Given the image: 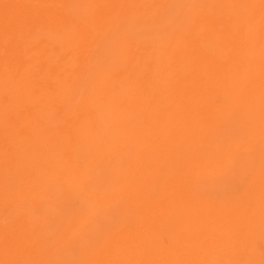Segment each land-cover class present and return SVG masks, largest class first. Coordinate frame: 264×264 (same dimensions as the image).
<instances>
[{
    "label": "bare ground",
    "instance_id": "6f19581e",
    "mask_svg": "<svg viewBox=\"0 0 264 264\" xmlns=\"http://www.w3.org/2000/svg\"><path fill=\"white\" fill-rule=\"evenodd\" d=\"M2 1L6 2V0H0V2H2ZM7 1H10V2H8V6L12 7V9H11L12 11H15V9H19L24 14H26L27 11L28 12L31 11V13L36 12L31 7H32V5L36 6L37 2H39V0H37L35 3L34 2L32 3L29 0H7ZM42 1H47V0H42ZM179 1H177L176 4H178ZM50 2H51L52 8L55 6H57V7L60 6V8H63L66 10V12H64L63 10H59V11L55 10L58 12V13L54 14L55 22H58V23L68 22L69 23L70 21H73L72 18H75L76 20H79L83 26L84 25H86V27L88 26L90 31L91 32L93 31L94 34H95L96 30L94 29V27H92L90 22L92 21L93 15L96 13L101 14L104 11L105 12L111 11V10H115V9H120L123 6L129 7V6H133V5H149V6L155 5V7H157L159 9L158 11H159V17H160V22H161L160 27H159L160 36L158 39L154 38V39L159 40V45L157 46V49L159 48L158 55H159V53H161L160 56L157 57L158 61H156V62L154 61L155 64L158 63V65H157L158 68H155V69L159 70V72L156 73L157 76L154 79V81L156 82V86H157V89H155V94L158 97L159 106H157V110L155 109L154 112H152V113L148 112L147 114L145 113V115H147L145 120L149 121L151 129L154 130V133H155V137L153 138V140H157V143L155 144V146L153 148V152L150 151L151 149L148 150L149 143H147V141H144L145 143H142V141H141L139 143L140 147H141V143H142L143 147L147 150V154H145V155H149V156H144V155L141 156L140 154H139L140 156L137 155L138 157L137 156L136 157L139 160L140 164L134 165L135 164L134 162L130 164V165L133 164V166H135L134 169L136 171H133V172L129 171V167H128L129 163L125 162V160H123V158H121V160H117L119 158V157H117V155L120 156L119 150H118L119 154L117 152V155H115L116 159L114 157L115 160L113 159V161L111 160V162H109L110 160L108 161V163H107L108 167L104 170V173H103L105 176L104 175L102 176L103 178L105 177L109 181V182H107L108 185L105 182L107 185L106 188H108V186L115 185V187H117V186L120 188L122 187L124 190L121 188V191L120 190L118 191L115 187H113V188L110 187L112 189V190L110 189L111 190V194H110L111 197L108 195V193L104 192L105 188L103 191L101 190L102 187H101V189L100 188L99 189L93 188L90 191L88 190L89 189L88 188L87 190L89 192H87V191L86 192H87L89 197H86V198L84 196L83 191L76 193V195H75L80 200V202H81L80 204L89 213V214H87V212L85 211L86 214L90 215V217H93V220H94L92 222L91 227L88 228V230L89 231L91 230V232L94 234V235H92L93 237L91 235H90L91 237L88 236V233L87 234L84 233L81 236L82 240L84 241V242H82V241L81 242L85 244L84 246L81 245V246H83L81 248H83L85 251L88 250L87 248L91 247V246H89V243H88V245L86 244L87 241H89V240L92 241L91 239H93L92 246L97 245L96 249H95L96 253L94 252L93 253L94 256L92 255L93 259H94L93 263L96 262L98 264H134V263L138 262L137 264H153L152 259H154V257H156V255L158 253H162V249H165L167 247H171V248L172 247L173 248L178 247L181 244L183 246V243L185 245L187 243L188 244L189 243H195L198 246V248H201L200 254H202L200 257H198V260H197L198 263H200V264H218L214 258V254L211 253V251L208 252L207 250L214 248V247H220V248L228 247L231 250V252H233L239 243L246 242V240H244V239H246L250 236L254 242L259 243L261 241H264V0H198L196 3H193L192 0H182L181 5L183 7V10L181 11V13L176 15V17H172L173 11L171 12V10L168 11V9H167L166 4L169 3L168 0H50ZM173 4H175V3H173ZM175 7H172V8L175 9ZM1 8H3V7L0 4V31L2 28L1 25L3 24V22L7 23L10 20V19H7V21L5 19L3 20V17H2L3 13L2 12H4L5 9L2 11ZM96 8L98 10L94 11ZM142 11H143V8H142ZM169 13H171L172 15ZM73 15H74V17L71 18V16H73ZM152 15H153V13L151 14V16ZM4 17H5V15H4ZM9 17H12V15H9ZM32 19H33V17H32ZM75 19H74V21H75ZM100 19L102 20L103 17H100ZM151 19H153V17ZM47 21H49V20L47 19ZM150 21L152 23V20H150ZM154 22L155 21H153V23ZM158 22L159 21H157L155 23L158 24ZM76 23H77V21H76ZM76 23H74V24H76ZM136 23H138V22H136ZM98 24H100V23H98ZM17 25H18V23H17ZM137 26H138L137 29L139 30V25H137ZM137 26L133 27V29H135ZM99 27H100V25H99ZM130 27H131V25H130ZM140 27H141V25H140ZM155 27H157V26H155ZM155 27H152V28L155 29ZM108 28H110V27H108ZM128 28L129 27H127L126 29L128 31H130ZM117 29H118V27H117ZM122 29H124V28H122ZM122 29H121V31L125 32V29L124 30H122ZM137 29L135 31H137ZM85 30H87V29H85ZM114 30L115 29L113 28V31ZM6 31H8V30H6ZM148 31H150V30H148ZM39 32H41V31H39ZM39 32H37V33H39ZM81 32H83V31H81ZM138 32L141 33L143 31L139 30ZM13 33H14V31H13ZM35 35L36 34H34V36ZM87 35H89V34H87ZM102 35H101V37H102ZM125 35H124V37H126ZM16 36H18V35H16ZM40 36H38V37H40ZM121 36L122 35H120L119 37H121ZM107 37L109 39V35ZM129 37L132 38L131 36H129ZM135 37H137V36H135ZM121 38L115 39V40L121 41L124 39L123 37H121ZM14 40H12V42H14ZM24 40H26V38ZM47 40H48L49 46L46 49L47 53L44 54V59L46 60V61L45 60L44 61L48 64V66L50 64H52V66L55 65V66L61 68V66L63 67V65L70 63V61H72V57L70 55L67 57L63 56L64 52L63 53H61V52L55 53V51H57V50L58 51L62 50L61 48H63L64 42L66 40H67V43H69V42L71 43L73 41L72 32L71 33L66 32V34L63 33L60 35L55 33L52 35V38L47 39ZM130 41H131V43H134L133 40H130ZM30 42L31 43H29V44L35 43L33 40H30ZM2 43H4V42L2 41ZM108 43H109V41H108ZM151 43H153V42H151ZM155 43H157V41H155ZM111 46L112 45H110V47ZM147 46H148V44H147ZM113 47L114 46H112L111 48L113 49ZM126 47H129V46H126ZM116 48L117 47H115V51L117 50ZM21 49L23 50V45L21 46ZM68 49H69V47H68ZM107 49L111 50L109 48H107ZM122 49H119V51L121 52ZM0 50H1V47H0ZM33 52L31 53V51H30L31 58H33V56H32V54H34ZM94 52H95V50H94ZM38 53H40V52H38ZM100 53H101V51H100ZM123 53H125V52H123ZM151 53H153V52H151ZM4 54L9 56L10 53H1V51H0V144H1V140H2L1 137H3V132H4L3 130L5 129V128H3L2 124L5 123L6 119L11 120L13 117L14 118L13 120H15V118H16V116L14 117L13 114H12L13 116L11 115L12 117H10L8 115L11 119L7 118L8 116H6L5 119H4V117L2 118V116H5L4 115L5 109H7L6 107L9 105L10 101H15V99L18 96H21V95H18L16 98L14 97V95L20 94L17 91L16 94L14 93L13 96H10L11 98H14L13 100H11V98L8 97V95H10V93H8L9 84H12V83L5 85L6 83L4 80L6 79L8 81L10 78H12V76L10 75L11 77L8 78L9 75L6 74L7 69L5 70L6 71L5 74L7 76L2 75V73H3L2 70L4 69L5 66L3 68L1 67L2 66L1 65V59H2V56ZM22 54H24V53H22ZM149 54L150 53H148V55ZM26 55H28V53ZM83 55L84 54H82V56ZM112 55H114V54H112ZM123 55L120 53L119 56L122 58ZM36 56H38V54ZM98 56H100V55L98 54ZM126 57H128V56H126ZM19 59L21 60V58H19ZM103 59L106 61V58L103 57ZM153 59H155V58L153 57ZM112 60H114V59H112ZM42 61H43V59H42ZM98 62L100 64V60H98ZM140 62H141V60H140ZM111 63L110 64L113 65V61ZM122 63H123V61H122ZM34 64H36V63H34ZM106 64H108V62ZM115 64H117V63H114V67H115ZM8 65H10V64H8ZM107 66L109 67V65H107ZM26 67H28V65H26ZM26 67L23 69H27ZM29 67H28V71L30 69H32V68L29 69ZM16 68L17 67L15 65L14 71ZM69 68H71V63L68 66V69ZM47 69H48V67H47ZM102 69L103 68L100 69L101 72H102ZM112 69H113L112 74H114V71H116V69H114V68H112ZM117 69H118V67H117ZM97 70L98 69H96V70L93 69V71L96 72L94 74H96L95 76H97L96 77L97 79L102 80V78L100 79V77L98 76L99 74L97 75V72H98ZM138 70H140V69H138ZM21 71H22V69H20V72ZM37 71H41V73H43L44 70L41 69V70H37ZM58 71H60V70H58ZM71 71H72V68H71ZM143 71H144V69H143ZM153 71H155V70H153ZM109 72H110V70H109ZM109 72H108V74H109ZM127 72L129 73V71H127ZM127 72L125 74H127ZM24 73H26V72H24ZM33 73H34V71H33ZM33 73L31 72V75ZM137 73H138V71H137ZM12 74H14V72ZM19 74L21 75V73H19ZM38 74H39V72H38ZM82 74H84V72H82ZM101 74L103 75L104 78H105V76L109 77V75L107 73L105 75L104 71ZM138 74L141 75L140 72ZM156 74H153V75H156ZM46 75H48V73H46ZM46 75H44V76H46ZM23 76H26V75L22 74L21 77H23ZM27 76H28V72H27ZM55 76H57V75H55ZM62 77H63V75L61 76V78ZM65 77H67V76L65 75ZM33 78L34 77H32V79ZM53 78H54V76H53ZM104 78H103L102 82L101 81L99 82V84L103 83L102 86L98 85L97 86L98 88L97 89L95 88V90L98 92L93 90L94 92L98 93L99 96L101 95L99 93V90H100L99 86H101V88L103 86H106L109 88L111 85L113 86V84H110V86H109L108 85L109 82H106L107 84L105 83L106 85H104ZM23 79H26V78H23ZM23 79H21V81ZM29 79H31V77H29ZM36 79H37V77H36ZM38 79H41V77H38ZM57 79L59 80V78H57ZM121 79H118V81H117L120 84H118L116 82L117 85H119V89H120V85H121V82L119 80H121ZM48 80H50V79H48ZM51 80H50V82H52ZM91 80H92V77H91ZM107 80H105V81H107ZM125 80H126V83H128L126 78L123 79V81H125ZM17 81H18V78H17ZM19 81H20V78H19ZM62 81H63V79H62ZM112 81H113V79H112ZM10 82H12V79ZM91 82H93V81H91ZM113 82L115 83V81H113ZM3 83H5L4 84L5 86H7L6 87V89H7L6 94L8 93L7 95H5V92L3 91L4 90V87L2 86ZM26 83H28V81H26ZM32 83L34 84V81H32ZM54 83L60 84L59 81L54 82ZM69 83H72V81ZM110 83H112V82H110ZM123 83H125V82H123ZM130 83L134 84V82H132V81L129 82L128 84H130ZM13 84H16V82H13ZM22 84H23L22 87L24 89L25 83H22ZM63 84H65V83H63ZM93 84L95 86V84L97 85L98 83H93ZM19 85L17 84L18 88H19ZM29 85L30 84H28V89L30 88ZM36 85H38V84H36ZM42 85H44V84H42ZM60 85L62 86V84H60ZM60 85H58V86H60ZM69 85L71 86V84H69ZM69 85H66V86L70 88ZM117 85H115V86L117 87ZM127 85H125V86H127ZM1 86L3 89L1 88ZM51 86H53V82L51 83ZM94 86H92V87L94 88ZM131 86L129 87V90H130ZM133 86L137 87V85L136 86L133 85ZM153 86H154V84H153ZM11 87H13V89H11V91L13 93V90H15V89H14V86H11ZM38 87H35V88L38 90ZM40 87H41V85H40ZM60 87L58 89H55V92L53 91L54 94L55 93L57 94V96L60 93V90L63 91V89H64L63 86H62L63 89H61ZM32 88L33 87H31V89ZM54 88L55 87L53 86L52 89H54ZM126 88H128V87H126ZM34 90L35 89L30 90V91L33 92ZM65 90H67L66 87H65L64 91ZM42 91L43 90H41V92ZM48 91H50L49 93H51V94L53 93V92H51V90L46 89L47 95H48ZM115 91L116 92H114V91L113 92L117 93V94L119 93V92H117L118 90H115ZM121 91H122V89H121ZM63 92L60 93V97H62V98H63V96L65 97V95H66V94L63 95ZM65 93L71 94L68 91H66ZM112 93H110V95ZM56 94H55V96H56ZM117 94H115V95H117ZM123 94H124V91H123ZM155 94H154V96H155ZM38 95L40 96V95H42V93L38 94ZM94 95H95V93H94ZM104 95L105 94L102 95L103 96L102 98H104ZM124 95H123V97H124ZM136 95H137V93H136ZM24 96H22V97H24ZM33 96H35V98H37L36 95H33ZM119 96L122 97V93L119 94ZM58 97H55V99L57 101L60 100V98L57 99ZM69 97H71V96L69 95ZM96 97H97L96 99H98V95ZM108 97H110V96L108 95ZM120 97L118 99H120ZM27 98H28V96H27ZM62 98H61L60 102L64 99V98L63 99ZM100 98H101V96H100ZM107 98H105V100H107ZM17 99H20V98H17ZM21 99L16 100V101L17 102L21 101ZM28 99H30V98H28ZM32 100H33V98H32ZM43 100H44V98H43ZM52 100H54V99H52V97H51V101ZM26 101H28V100H26ZM26 101H24V102L26 103ZM51 101H48V102H51ZM110 101L111 100H109V102ZM128 101H129V99H128ZM138 101H139V98H138ZM29 102L31 103V99L29 100ZM29 102H27V105L26 104L25 105L29 106L30 105ZM63 102H64V105L67 103V102L65 103V101H63ZM28 103H29V105H28ZM56 103H58V102H55V104ZM22 104H23V101H22ZM37 104L39 105L40 103H38V101H37ZM51 104H53V103H51ZM60 104H62V103H60ZM17 105L18 104H16V106ZM43 105L44 106L47 105L46 106L47 108L45 107V108H39V109L47 110L51 106L49 103H47L46 105L44 103ZM22 106H24V104ZM22 106H21V108H22ZM33 106H35V105H33ZM44 106H42V107H44ZM59 106L62 107V110H63L64 106H61V105H59ZM10 107H12V106L10 105ZM51 108L52 107H50V109L47 110L49 113H51L50 115H53L52 114L53 111L56 114L55 110H53L54 108H52L53 111H51ZM8 109H9V107H8ZM33 109H35V107H33ZM64 109H66V108H64ZM68 109L71 110L72 108L68 107ZM121 110L123 111V109H121ZM147 110L150 111V109H147ZM14 111H12L11 113H13ZM47 111L43 112V114L44 113L46 114ZM117 111H119V109ZM143 112H145V109ZM41 113L42 112L40 110V113H38V114H40L42 116V119H44L45 115H42ZM61 113H64V112L61 111ZM6 114H8V113L6 112ZM14 114H16V113H14ZM60 115H59V118H60ZM64 115L67 116V114H65V113H64ZM121 115H122V113H121ZM121 115H119V116H121ZM136 115H137V113H136ZM29 116H34V114L31 113ZM35 116H37V115H35ZM127 116H129V115H127ZM51 117L53 118L54 116H51ZM62 118H64V117H62ZM33 119H34V117H33ZM38 119H41V118H38ZM128 119H129V117H128ZM134 119H135V117H134ZM18 120H19V118H18ZM29 120L31 121V118ZM57 120H58V118H57ZM120 120H122V119H120ZM39 121H40L39 124H41L43 122V120H39ZM78 121L80 122V120H78ZM10 122H12V121H10ZM26 122L29 123L28 121H26ZM79 122H78V124H80ZM18 123H19V121H18ZM70 123H71V121H70ZM81 123L83 124V121ZM84 123H85V121H84ZM120 123H121V125H119V124H116V125L120 126L121 129H124V128H122V122H120ZM5 124L7 125V123H5ZM86 124H88V123H86ZM124 124H125V122L123 120V125ZM134 124L135 123H133V126L136 125V124L135 125ZM10 125L13 126V124H10ZM14 125H16V124H14ZM17 125L19 126V124H17ZM28 125L25 127L29 128ZM81 125H79V126L81 127ZM129 125H130V123H129ZM34 126H35V124H34ZM133 126H131V127H133ZM19 127H22V126H19ZM82 127L84 128V125H82ZM41 128H43V127H41ZM134 128H132V129H134ZM136 128H138V127H136ZM30 129H32V128H29V130ZM54 129H56V127ZM77 129H78V127H77ZM88 129L90 131V128H88ZM135 129L133 132H135ZM5 130H7V129H5ZM16 130H17V128H16ZM38 130H40V128ZM125 130H126V128H125ZM42 131H43V129H42ZM55 131H57V130H55ZM77 131H79V129ZM91 131H90V133L92 134ZM114 131H116V130H114ZM27 132L29 133L30 131L27 130ZM83 132H86V131H83ZM121 132H122V130H121ZM121 132H118V133L116 132V134L119 135ZM146 132L147 133H144V134H148L149 131L147 130ZM7 133H9V132L7 131ZM53 133L55 135V132H53ZM53 133H51V134H53ZM16 134H17V132H16ZM22 134H24V136H25V133L22 132ZM75 134L78 135V133H75ZM114 134H112L113 137L109 138V139H111V141L114 137L117 136V135L114 136ZM122 134H120V135H122ZM139 134L142 135V133H139ZM144 134H143V136H144ZM8 135L5 136L4 138H8ZM60 135L62 136L63 134H60ZM69 135H71V134H69ZM17 136L19 137V135H17ZM44 136H45V134H44ZM81 136H82V132H81ZM87 136H86V138H88ZM125 136L127 138V135H125ZM131 136L132 135L130 134V137ZM138 136H140V135H138ZM36 137H38V135H36ZM54 137H56V136H54ZM140 137H138V138L141 139ZM14 138H16V137H14ZM61 138H63L65 141L67 140V139H65V137H60V139ZM67 138H68V136H67ZM69 138H71V137H69ZM132 138H134V137H132ZM132 138H130L129 142L132 141L131 140ZM143 138H146V136ZM9 139H10V137H9ZM24 139H25V137H24ZM109 139H108V144H109ZM15 140H18V139H15ZM43 140H44V138H43ZM52 140H54V142H55L54 138ZM103 140H106V139L104 138ZM136 140H138L137 136H136ZM4 141H6V139ZM40 141L42 144L43 143L42 140H40ZM48 141L52 142L51 144L54 143L50 139ZM48 141H45V142L47 143ZM61 141H62V139H61ZM61 141H60V143H61ZM16 142L15 143L13 142L10 144L15 145ZM31 142H32V140H31ZM57 142H59V141H57ZM68 142H70V141H68ZM117 142H119V144L121 143V141H119V140ZM134 142L136 143L137 141H134ZM134 142L132 141L133 145L135 144ZM122 143H123V141H122ZM6 144H7V142H6ZM35 144H36V142H35ZM41 144L39 145L38 148L41 147ZM102 144H104V143H102ZM110 144L115 145L116 141L114 140V142H111ZM110 144H109V146H110ZM18 145H19V143H18ZM27 145H29V143ZM49 145H46V146L49 147ZM53 145H55L54 148H56L57 151L61 150V149H58L59 146H56V145H58L57 143L53 144ZM65 145L66 144L64 143L63 148ZM94 146H96V145H93V148H94ZM100 146H102V145H100ZM104 146H106V144ZM131 146H130V149H131ZM136 146H137V144H135L134 150H136L139 147V145L137 147ZM35 148H37V147H35ZM44 148H46V147H44ZM60 148H61V146H60ZM95 148L97 149V147H95ZM95 148H94V150H95ZM103 148H105V150L107 149L106 147H103ZM108 148H112V147L110 146ZM132 148H133V146H132ZM4 149H2V146L0 145V171L3 170L4 167L5 168L8 167L6 169H9V166H10L9 162H11V160L13 162V159H14L13 158L11 160H8V155H7L8 153H6L7 151L5 152ZM40 149L42 150V148H40ZM114 149H115V147H114ZM130 149L128 148V150H130ZM9 150H10V148H9ZM49 150H50V148H49ZM111 150H109V151H111ZM138 150L139 149H137V151ZM47 151H46V153L51 152V151H48V152ZM57 151H55L53 153H56ZM63 151H61V152L59 151L60 154ZM33 152H35V151H33ZM40 152H37V153H40ZM64 152H66V151H64ZM132 152L130 153V155L132 154ZM134 152H135V154H137L136 151H134ZM108 153H106V154H108ZM114 153H116V152H114ZM122 153H124V152H122ZM35 154L36 153H34V155ZM51 154H52V152L50 153V155ZM56 154L58 155L59 153H56ZM39 155H41V154H39ZM46 155L49 156L48 154H46ZM128 155L129 154H127V156ZM25 156H26V154H25ZM29 156H31V155H28V157ZM104 156L106 158V155H104ZM34 157H37V156H34ZM34 157L31 159V160H33V162L35 160ZM60 157H62V155ZM136 157H134V158H136ZM24 158H27V156L23 157L22 159L24 160ZM30 158L28 160H30ZM38 158H40V157H38ZM105 158H103V159H105ZM128 158L130 159V157H128ZM108 159H110V158L108 157ZM28 160L26 159V161H28ZM52 160H54V158ZM55 161H57V158H56V160H54V162ZM134 161H135V159H134ZM68 162L70 163V161H68ZM35 163H36V161L34 162V164ZM52 163L48 164V162H47L46 164L51 166ZM58 163H60V161H58ZM102 163L105 164V162H103V161H102ZM109 163H111L112 165H109ZM27 164H28V162L26 163V165ZM92 165L93 164H91V167H92ZM106 165L105 166L103 165V166L106 167ZM49 166L45 165L44 167L47 168ZM54 166L55 165H53V167ZM93 166H97V165L94 164ZM28 167H30V166H28ZM59 167H60V165H59ZM137 167H138V170H137ZM32 168H29V170ZM68 168H70L69 165H68ZM73 168H75V167H73ZM77 168H78V166H77ZM55 169H56V167H55ZM38 170H39V168H38ZM4 171H5V169H4ZM43 171L45 172L46 170H43ZM51 171H50V173H51ZM62 171H65V170L62 169ZM31 172H29V173L32 174ZM57 172L60 173L59 171H57ZM72 172H74V171H71V173ZM2 173H3V175L0 172V186L3 183L2 181L5 179V176H7L5 174V172H2ZM71 173H69V174H71ZM76 173H77V171H76ZM4 174H5V176H4ZM131 175H133V178H131ZM134 175H136V176L134 177ZM9 176H11V175H8V177ZM37 176H39V175H37ZM41 176H42V174H41ZM74 176H75V174H74ZM89 176H91V175H89ZM69 177L68 178L66 177L67 179L65 178L63 180L69 181L68 180ZM75 177H77V176H75ZM75 177H74V180H75ZM91 177H89V178L93 180V178H91ZM28 178H29V176H28ZM20 179L21 178L19 176L18 181H20ZM59 179H61V178H59ZM59 179H58V181L56 180L57 184H58V182H60ZM100 179H101V177H100ZM131 179H133V180L131 181ZM77 180H78V178H77ZM101 180H99L98 182H100ZM56 181H55V183L53 182L55 185H56ZM80 181H83V180H80ZM62 182H64V181H62ZM89 182H91V184H92V181H89ZM68 183L66 182V184H68ZM103 183L100 186H104L105 184L103 185ZM48 184H50V182H48ZM63 184H65V182ZM63 184H61V185H63ZM66 184H65V186H67ZM78 184H80V183H78ZM221 184H225V185H227V184L228 185L229 184H232V185L242 184V185H244L243 193L245 191L247 196L248 195L253 196L254 200L252 202V205L254 206V210L251 211V216L247 219L248 223H250V222L253 223V225L250 229H245L244 231H239L240 228L238 227V222H236V221H238L237 218H238L239 212H236L234 209H232L229 212H224L222 209H218L217 207H215L216 206L215 204H213L214 206H210V205H207V207L205 206L204 203H208L207 200H210L215 195L218 196L220 191H219V193H217V189H218L217 186L221 185ZM35 185L36 184H34V186ZM69 185H71V184H69ZM2 186H4V185H2ZM73 186H74V188L78 187V185H76V186L73 185ZM92 186L94 187V186H96V184L92 185ZM123 186H125V188ZM6 187H8V186H6ZM48 187H50V185H48ZM25 188H27V187H25ZM45 188H46V186H45ZM82 188H81V190H84ZM90 188H92V187H90ZM114 188L116 189V191L113 190ZM29 189H30V186H29ZM35 189H37V191L40 190L39 188H36V187H35ZM51 189L53 190V188H51ZM68 189H70V187H68ZM49 190H50V188H49ZM3 191L6 193V189H3ZM46 191H48L47 188L45 189V192H43L44 195L45 194L47 195ZM123 192H125V193L127 192V195L123 194V195H125L124 199L126 201H123V206H122V204H120V205L123 207V209L126 213L128 212V215H130V214L131 215L128 216L129 217L128 223L125 220L126 225L123 224L125 227L119 228V230L113 232V234H112L113 237L111 235L112 239L110 238L111 239L110 241H108V239H107V241L110 244L109 247L110 248L114 247V250H112V252H111L110 249L108 251V249L104 246V243L102 241V239H103L102 238L103 237L102 232L108 230V229L103 230V228H105V225L106 224L108 225V223H106V221L103 219L111 216L112 218L110 217L108 219H110V220L112 219L111 221H113V219H115V216L114 215H113L114 217L112 215L109 216V213H110L109 212L107 214L108 215L107 217H104L103 219H101V218L103 217V214L106 213V208L108 207V210H109V206H112V203H109V201H114V207L116 206V204L121 203V202H118V200L116 201L118 203H116L115 200L117 199L118 196L120 197V195ZM8 193L9 192H7V194ZM19 193H17V194H19ZM32 193H33V195H32L33 198H32V196H31V198L34 199V195H36L38 192L37 193L35 192L36 194L34 192H30L29 194H32ZM50 193L51 192H48V194H50ZM70 193L72 195L73 192L71 191ZM118 193L120 195H118L115 199V195ZM12 194L13 195L11 197H13L14 194L16 195L15 192ZM26 194H28V193H26ZM87 194H86V196H87ZM220 194H219V196H220ZM52 195L53 194H51V196ZM55 195L57 196V194H55ZM55 195H53V197ZM67 195H69V194L67 193ZM71 195L69 197H71ZM16 196H17V198L19 197L18 195H16ZM36 196L38 197V194ZM51 196L47 197V198H49V201H48L49 204H53V203H50V200L52 199ZM59 197H57V198H59ZM3 198L4 197H2V191L0 190V199H3ZM72 198L76 199V197H74V196ZM43 199L45 202V198H43ZM121 199H123V198H121ZM218 199H219V197H218ZM23 200L24 199H22L21 202ZM69 200H67V201H69ZM40 201L43 202L41 199H40ZM40 201H38V202H40ZM53 201L55 202V200H53ZM14 203H17V202L15 201ZM73 203H75V202H73ZM62 205L64 206V204H62ZM68 205H70V202ZM120 205L118 204L117 207L121 208ZM2 206H0V208ZM8 206H10V205H8ZM27 207H29V206L27 205ZM31 207H32V205H31ZM31 207L26 208V209L29 210V209H31ZM45 207H47V206H45ZM55 207H56V205H55ZM55 207L53 206V208H55ZM117 207L115 209H117ZM2 208H5V207H2ZM13 208L18 209V206L13 207ZM42 208H44V206ZM47 208L50 209L49 205ZM51 208H52V206H51ZM56 208H58V207H56ZM84 208L82 210V213L84 211ZM20 209H22V208H20ZM24 209H25V207H24ZM26 209L24 210V212L27 211ZM77 209L78 208H76V210ZM111 209H112V207H111ZM113 209H112V211H113ZM44 210H45V208H44ZM22 211H23V209H22ZM67 211H69V209H67ZM109 211H111V210H109ZM9 212L12 215V213H11L12 211L9 210L7 213L8 215H9ZM78 212H80V211H78ZM30 213H31V211H30ZM57 213H59L58 210H57ZM67 213L69 214V212H67ZM75 213H76V215H79V216H80V214L82 215V213H80V214H78L77 212H75ZM32 214H34V213H32ZM86 214L83 213V215H86ZM30 215H28V216L31 217ZM36 215H34L33 217H36ZM38 215L40 216V214H38ZM38 215H37V217H39ZM60 215H62V213H60ZM58 216H59V214H58ZM69 216H70L69 220H71V218H75V219L79 218V217H75V215H73L74 217H71V214H69ZM105 216H106V214H105ZM121 216H119V217L121 218ZM41 217H43V216H41ZM125 217H127V215ZM46 218H47V215L44 217V219H46ZM52 218H53V216H52ZM54 218L52 221H54ZM120 218H119V221H120ZM30 219H29V221H30ZM66 219H67V217L65 215V220ZM89 219L91 220L92 218H89ZM216 219L218 220L217 223L215 222ZM26 220H27V218H26ZM40 220H42V219H40ZM40 220H38V221L40 222ZM77 220L78 219H76L75 222H77ZM29 221H26V222H29ZM52 221H51L52 224L50 223L51 224L50 226L55 225V223H56V221H55V223ZM59 221L57 224H61L60 226L62 227L63 224H62V222H59ZM0 222H2L4 224L2 219H0ZM42 222L44 223V220H42ZM89 222H91V221H89ZM7 223H5V224L8 226H6L5 224L2 226L0 224V264H4L6 258L9 256V254L11 255L10 246H11L12 252L17 257V260L19 259L18 256L20 254H21V256H23V253L26 254L28 252H31L35 256H37L36 254L39 251H40V254L38 253L39 255H41V253L43 254L42 250H44V251L46 250L49 254L50 253L53 254L58 249V245L55 241H54V244H49V245H46L45 247L43 246L42 249L40 248V246L37 243L31 242L33 240L36 241V238H38V237L40 239L43 238L44 241L47 242V239L44 237V235L42 238H41L42 235L41 236L37 235L39 233L42 234L43 233L42 230H38L41 232H39L37 234L35 233V235H37V236H35L33 234L34 237H36V238H34L32 236L34 239L32 238L31 241H28L27 239L24 241H21L20 237H19L20 241L17 240L16 237H18L19 235L22 236V235L28 233L27 235L29 236V232H36L37 229L33 228L34 231H28L31 227L28 229L27 227H24L23 225L18 226L17 229H13ZM68 223L69 222L67 220V224L66 223L65 224L68 225ZM77 223H79V222H77ZM54 227H51V228H53V230H56L58 228L57 226H56L57 227L56 229ZM67 227L65 226L66 229H67ZM107 228H108V226H107ZM47 229H48V226L45 229L46 231H44L45 234L50 233L49 230H47ZM85 230L87 231L86 226H85L84 232H85ZM59 231L61 232V230H59ZM54 232H57V230ZM57 233L59 235V232H57ZM50 234H52V232ZM61 234H63V232H61ZM80 234H82V233H80ZM55 235H57V234H55ZM67 235H70V234H67ZM67 235H65V236H67ZM84 237H86L87 239ZM47 238L49 241L51 240L48 237V235H47ZM55 238L53 237V240ZM62 238H63V236L61 235V239ZM79 239H81V238H79ZM53 240H51L50 243H52ZM40 241H39V243H41ZM188 244H187V246H188ZM68 245H69V243H68ZM71 246L72 245L70 244V247ZM59 247H60V245H59ZM107 247H108V245H107ZM61 248H63V247H61ZM75 248H76V246H75ZM185 249H187V248H185ZM58 250L60 251V249H58ZM77 250H79V249H77ZM203 250H206V251L204 252ZM63 251H65V250H63ZM88 251H90V250H88ZM195 251H197V250H195ZM87 252H85V253H87ZM44 253H46V252H44ZM184 253H186V250ZM187 253H190L188 251V249H187ZM83 254H84V252H83ZM73 256H71V260H73V261L75 260V262H77L76 259L78 257L74 256L76 258L75 259ZM92 256H91V258H92ZM224 256H226V254ZM230 256H233V255H230ZM52 257H53V255H52ZM64 257L66 258L67 256L65 255ZM64 257H62V259ZM25 258H27V257H25ZM45 258L47 260L46 256H45ZM195 259H197V258H195ZM31 260L34 261V258ZM31 260H29V261H31ZM36 260H38V259H36ZM42 260H44V259H42ZM67 261H69V259H66V260L64 259V262L60 261V262H62L60 264H65V263H67ZM36 262L38 263V261H36ZM91 262H92V260H91ZM155 262H154V264H155ZM31 263H32V261H31ZM34 263H32V264H34ZM41 264H43V263L41 262ZM49 264H51V262ZM87 264H88V260H87Z\"/></svg>",
    "mask_w": 264,
    "mask_h": 264
},
{
    "label": "rangeland",
    "instance_id": "374dc122",
    "mask_svg": "<svg viewBox=\"0 0 264 264\" xmlns=\"http://www.w3.org/2000/svg\"><path fill=\"white\" fill-rule=\"evenodd\" d=\"M30 2H36L37 0H29ZM169 1V3L168 4H166V6H167V9H168V11L169 10H171V12H172V14H173V16L172 17H176V15H178L179 13H181V11L183 10V7H182V0H168ZM176 1V2H175ZM177 1H179L178 2V4H176L177 3ZM198 0H192V2L193 3H196ZM8 2H10V1H7L6 0V2H4V1H2V2H0V4L2 5V7L3 8H1L2 9V11L4 10V12H2L3 14H2V17H3V20L5 19L6 21H7V19H10L7 23H4L3 22V24L1 25L2 26V28H1V31H0V47H1V53H10L9 54V56L8 55H6V54H4L3 56H2V59H1V67L3 68L4 66V69L2 70L3 71V73H2V75L4 76H7V75H9L8 76V78H10L11 76H12V78H10L8 81L5 79L4 81H5V83H3V87H4V92H5V95H7L8 93H10V95H8V97L9 98H11L10 96H13L14 95V93L16 94V92L18 91V93H20V94H17V95H14V97L16 98L18 95H21V96H18L17 98H22L21 99V101H16V100H20V99H15V101H10V103H9V105L6 107L7 109H5V116H2V118L4 117V119L6 118V116H10V117H12L13 115H14V117L16 116V118H15V120H13L14 118L12 117V119L8 116L7 118H10L11 120H9V119H6L5 120V123H7V125L5 124H2V126H3V128H5V129H7V130H3L4 132H3V137H1V146H2V149H4L5 150V152L6 153H8L7 155H8V160H11V159H13V162H12V160H11V162H9L10 163V166H9V169H6V168H8V167H4V169H5V171H4V169L3 170H1L0 172H1V174L3 175V173L2 172H5V174L7 175V176H5V174H4V176H5V179L2 181L3 183L1 184V186H0V190L2 191V197H4L3 199H0V206H2V207H5V208H0V219H2L3 220V222H4V224L5 223H7V224H9L13 229H17V227L18 226H20V225H23L24 227H27L29 230L28 231H34L33 230V228H35V229H37V231L38 230H42V234L41 233H39V232H41V231H36V232H29V236L27 235V234H24V235H19L18 237H16V239L17 240H19L20 241V238H21V241H24V240H28V241H31V239L34 237V235H35V233L37 234V233H39V234H37L38 236H41V238L43 237V235H44V237L47 239V242H45L44 241V239L42 240V239H40L39 237L38 238H36V237H34V238H36V241L35 240H33V241H31V242H35V243H37L39 246H40V248L42 249L43 248V246L45 247L46 245H49V244H54V241L57 243V245H58V249H60V251L58 250H56L53 254L52 253H48L46 250L44 251V250H42L43 251V254L41 253V255H39L40 254V251L36 254L37 256H35L33 253H31V252H28V253H26V254H24L23 253V256H21V254L18 256V260H17V257L14 255V253L12 252V250H11V246H10V252H11V255L9 254V256L6 258V260H5V263L4 264H30L31 263V261H32V263H36V264H41V262L43 263V264H49L50 262H51V264H60V263H62V262H60V261H63L64 262V259L66 260V259H69V261H67V263H65V264H87V260H88V264H98V263H96V262H94L93 263V261H94V259H93V253L95 252L96 253V251H95V249H96V246L94 245V246H92V244H93V239H91L92 241H87V245H88V243H89V246H91L90 248H87L88 250H90V251H85L83 248H81V247H83L85 244L84 243H82V242H84L83 240H82V235L84 234V233H88V236H92V235H94L92 232H91V230L89 231L88 230V228L89 227H91V225H92V222L94 221L93 220V217H90V215H87V214H89L87 211H86V209L80 204L81 202H80V200L78 199V197L77 196H75L76 195V193H79V192H84V196H85V198L86 197H89L88 196V194H87V192H89L91 189H93V188H100L101 189V187H102V191L104 190V188H105V190H104V192H106V193H108V195L110 196V194H111V188H113V187H115V185H113V186H108V188H106L107 187V185H108V183L107 182H109L105 177V179L102 177L104 174V170L108 167V161L109 162H111V160L113 161V159H114V157H115V159H116V156L115 155H117V152H118V150L120 151V156L119 155H117V157H119L117 160H121V158H123V160H125V162H127V163H129V165H128V167H129V171H131V172H133V171H136L135 169H134V167L135 166H133V164L132 165H130L131 163H135L134 165H136V164H140V162H139V160L137 159V157L138 156H149V155H145V154H147V150L143 147V145H142V143H145L144 141H147V143H149V147H148V150H150V151H152L153 152V148H154V146H155V144L157 143V140H153V138L155 137V133H154V130H152L151 129V127H150V124H149V121H147V120H145L146 119V116L147 115H145V113L147 114L148 112L149 113H152V112H154L155 111V109L157 110V106H159V104H158V97H157V95L155 94V89H157V86H156V82L154 81V79H155V77L157 76V74L156 73H158L159 72V70L158 69H155V68H158V63L157 64H155L154 63V61L156 62V61H158V59H157V57H159L160 56V54L161 53H159V55H158V51H159V48L157 49V46L159 45V40H157L158 38H159V36H160V33H159V27H160V24H161V22H160V17H159V9L157 8V7H155V5H151V6H149V5H133V6H129V7H127V6H123L122 8H120V9H115V10H111V11H104V12H102L101 14L100 13H96V14H94L93 15V18H92V21L90 22V24L92 25V27H94V29L96 30V32H95V34L93 33V31L91 32L90 31V29H89V27L87 26L86 27V25H82L81 24V22L79 21V20H76L75 18H72V17H74V15L73 16H71V18L73 19V21H70L69 23L68 22H66V23H58V22H55V20H54V14L55 13H58L57 11H55V10H63L64 12H66V10L65 9H63V8H60V6L59 7H57V6H55V7H53L52 8V6H51V2H50V0H47V1H42V0H39V2H37V5L36 6H33L32 4V9H34L36 12H34V13H31V11L30 12H28L27 11V13L26 14H24L22 11H20L19 9H15V11H12L11 9H12V7H9L8 6ZM50 3V4H49ZM173 3H175V4H173ZM180 3V4H179ZM174 5V6H173ZM177 5V6H176ZM154 6V7H153ZM176 6V7H175ZM152 7V8H151ZM172 7H175V9L174 8H172ZM142 8H143V11H142ZM154 8V9H153ZM156 8V9H155ZM173 9V10H172ZM178 9V10H177ZM181 9V10H180ZM96 10H98L97 8L94 10V11H96ZM153 10V11H152ZM39 11V12H38ZM156 13H155V12ZM177 11V12H176ZM143 12V13H142ZM10 13V14H9ZM153 13V15L151 16V14ZM23 14V15H22ZM169 14H171V13H169ZM171 14V15H172ZM4 15H5V17H4ZM9 15H12V17H9ZM150 15V16H149ZM149 18H148V17ZM32 17H33V19H32ZM53 17V18H52ZM77 17V16H76ZM100 17H103V19L101 20L100 19ZM147 17V18H146ZM153 17V19H151V18ZM52 18V19H51ZM22 19V20H21ZM47 19L49 20V21H47ZM74 19H75V21H74ZM70 20V19H69ZM150 20H152V23H151V21ZM76 21H77V23H76ZM153 21H155V22H157V21H159L158 22V24L157 23H153ZM125 22V23H124ZM127 22V23H126ZM136 22H138V23H136ZM17 23H18V25H17ZM74 23H76V24H74ZM98 23H100V24H98ZM99 25H100V27H99ZM118 27V29H117V27ZM124 25V26H123ZM130 25H131V27H130ZM137 25H139V30L140 31H143V32H141V33H139L138 31V26ZM140 25H141V27H140ZM143 25V26H142ZM70 26V27H69ZM83 26V27H82ZM114 26V27H113ZM135 26H137L135 29H133V27H135ZM155 26H157V27H155ZM103 27V28H102ZM108 27H110V28H108ZM120 27V28H119ZM127 27H129L128 29L130 30V31H128L126 28ZM152 27H155V29L154 28H152ZM113 28L115 29L114 31H113ZM122 28H124L125 29V32H123V31H121V29ZM132 28V29H131ZM85 29H87V30H85ZM109 31H108V30ZM124 29H122V30H124ZM137 29V31H135ZM6 30H8V31H6ZM38 30V31H37ZM107 30V31H106ZM134 30V31H133ZM145 30V31H144ZM148 30H150V31H148ZM13 31H14V33H13ZM39 31H41V32H39ZM81 31H83V32H81ZM86 31V32H85ZM117 33H116V32ZM128 31V32H127ZM37 32H39V33H37ZM66 32L67 33H71L72 32V35H73V41L70 43H67V40L64 42V45H63V48H61L62 50L61 51H55V53H63L64 52V55L63 56H65V57H67V56H71L72 57V61H70V63H71V68H72V71H71V68H69L68 69V66L70 65V63H67V64H65V65H63V67L61 66V68L60 67H57V66H55V65H53L52 66V64H50L49 66H48V64L45 62L46 60L44 59V54H46L47 52H46V49H47V47L49 46V43H48V40L47 39H50V38H52V35L53 34H55V33H57L58 35H60V34H63V33H65L66 34ZM116 34H115V33ZM158 32V33H157ZM44 33V34H43ZM110 33V34H109ZM120 33V34H119ZM122 33V34H121ZM126 35H125V34ZM130 33V34H129ZM34 34H36L35 36H34ZM38 34V35H37ZM41 36H40V35ZM43 34V35H42ZM87 34H89V35H87ZM103 34V35H102ZM112 34V35H111ZM119 34V35H118ZM126 36V37H124V35ZM16 35H18V36H16ZM101 35H102V37H101ZM109 35V39H108V36ZM118 35V36H117ZM120 35H122L121 37H123L124 39L123 40H115V39H119V38H121V37H119ZM137 36V37H135V36ZM144 35V36H143ZM37 36V37H36ZM38 36H40V37H38ZM67 36V35H66ZM117 36V37H116ZM128 36V37H127ZM129 36H131L132 38H130ZM13 37V38H12ZM32 37V38H31ZM153 37V38H152ZM14 40V42H12V40ZM26 38V40H24ZM31 38V39H30ZM42 40H41V39ZM99 38V39H98ZM154 38H157V39H154ZM35 39V40H34ZM108 39V40H107ZM122 39V38H121ZM141 41H140V40ZM143 39V40H142ZM30 40H33L35 43H32V44H29V43H31L30 42ZM130 40H133L134 41V43H131V41ZM2 41L4 42V43H2ZM11 41V42H10ZM23 41V42H22ZM108 41H109V43H108ZM113 41V42H112ZM132 41V42H133ZM139 41V42H138ZM155 41H157V43H155ZM82 42V43H81ZM116 42V43H115ZM151 42H153V43H151ZM14 43V44H13ZM67 43V44H66ZM98 44V45H97ZM147 44H148V46H147ZM23 45V50L21 49V46ZM110 45H112V46H114L113 47V49L110 47ZM16 46V47H15ZM32 46V47H31ZM86 46V47H85ZM126 46H129V47H126ZM29 47V48H28ZM68 47H69V49H68ZM71 47V48H70ZM96 47V48H95ZM115 47H117L116 49V51H115ZM126 49H125V48ZM137 47V48H136ZM153 47V48H152ZM17 48V49H16ZM20 48V49H19ZM74 48V49H73ZM87 50H86V49ZM99 48V49H98ZM107 48H109V49H111V50H108ZM123 48V49H122ZM119 49H122V51L120 52L119 51ZM154 49V50H153ZM5 50V51H4ZM94 50H95V52H94ZM108 50V51H107ZM114 50V51H113ZM126 50V51H125ZM153 50V51H152ZM30 51H31V53L33 52L34 54H32V56H33V58H31V54H30ZM99 51V52H98ZM100 51H101V53H100ZM111 51V52H110ZM157 51V52H156ZM38 52H40V53H38ZM73 52V53H72ZM116 52V53H115ZM123 52H127L126 54L125 53H123ZM131 52V53H130ZM151 52H153V53H151ZM22 53H24V54H22ZM28 53V55H26ZM95 53V54H94ZM109 53V54H108ZM111 53V54H110ZM120 53L123 55V57L121 58L119 55H120ZM139 53V54H138ZM148 53H150L149 55H148ZM38 54V56H36V55ZM82 54H84L83 56H82ZM98 54L100 55V56H98ZM109 56H107V55ZM112 54H114V55H112ZM157 54V55H156ZM30 55V56H29ZM103 55V56H102ZM155 55V56H154ZM23 58H22V57ZM117 56V57H116ZM125 56V57H124ZM126 56H128V57H126ZM103 57L104 58H106V61L103 59ZM109 59H108V58ZM153 57L156 59H153ZM15 58V59H14ZM19 58H21V60L19 59ZM38 58V59H37ZM49 58V57H48ZM42 59H43V61H42ZM112 59H114V60H112ZM45 60V61H44ZM98 60H100V64H99V62H98ZM102 60V61H101ZM105 62H104V61ZM123 61V63H122V61ZM126 60V61H125ZM140 60H141V62H140ZM153 60V61H152ZM19 61V62H18ZM34 61V62H33ZM38 61V62H37ZM113 61V65H111L112 62ZM118 61V62H117ZM147 61V62H146ZM18 64H17V63ZM102 62V63H101ZM108 62V64H106ZM111 64H110V63ZM27 63V64H26ZM34 63H36V64H34ZM77 65H76V64ZM98 63V64H97ZM114 63H117V64H115V67H114ZM8 64H10V65H8ZM85 64V65H84ZM15 65H16V69H15V71H14V68H15ZM26 65H28V67H29V69L30 68H32V69H30L29 71H28V67H26ZM107 65H109V67L107 66ZM14 66V67H13ZM118 67V69H117V67ZM155 66V67H154ZM11 67V68H10ZM27 68V69H23V68ZM47 67H48V69H47ZM100 67V68H99ZM1 68V69H2ZM101 68H103L102 69V72L104 71V73H105V75H106V73L108 74V72H109V70H110V72H109V79L105 76V78L103 77V75L101 74L102 72L100 71V69ZM112 68H114V69H116V71H114V74H112V72H113V69ZM7 69V70H6ZM20 69H22V71L20 72ZM41 69H43L44 71H43V73H41V71H37V70H41ZM84 69V70H83ZM93 69L94 70H96V69H98L97 71L99 72H97V75L100 77V79L102 78V80H103V78H104V85H106L107 83L106 82H109V86H110V84H113V86L111 85L110 86V88L109 87H106V86H103L102 88H101V86H102V84L100 83L99 84V82L101 81L102 82V80H99V79H97L96 77L97 76H95L96 74H94V73H96V72H94L93 71ZM138 69H140V70H138ZM143 69H144V71H143ZM7 71V73H6V71ZM11 70V71H10ZM48 70V71H47ZM58 70H60V71H58ZM69 70V71H68ZM108 70V71H107ZM124 70V71H123ZM153 70H155V71H153ZM26 72V73H24V72ZM33 73V71H34V73L31 75V72ZM106 71V72H105ZM127 71H129V73L127 72ZM137 71H138V73L140 72V74L141 75H139L138 73H137ZM143 71V72H142ZM10 72V73H9ZM14 72V74H12ZM27 72H28V76H27ZM38 72H39V74H38ZM82 72H84V74H82ZM101 72V73H100ZM116 72V73H115ZM127 72V74H125ZM7 75H6V74ZM19 73H21V75L19 74ZM45 73V74H44ZM46 73H48V75H46ZM56 73V74H55ZM111 73V74H110ZM137 73V74H136ZM22 74L23 75H26V76H23V77H21L22 76ZM36 74V75H35ZM67 76V77H65V75ZM82 74V75H81ZM101 74V75H100ZM153 74H156V75H153ZM11 75V76H10ZM39 75V76H38ZM44 75H46V76H44ZM55 75H57V76H55ZM63 75V77L61 78V76ZM92 75V76H91ZM2 76V77H3ZM20 76V77H19ZM53 76H54V78H53ZM73 76V77H72ZM75 76V77H74ZM81 76V77H80ZM92 77V80H91V77ZM102 76V77H101ZM121 76V77H120ZM29 77H31V79H29ZM32 77H34L33 79H32ZM36 77H37V79H36ZM38 77H41V79H38ZM72 77V78H71ZM95 77V78H94ZM98 77V78H99ZM126 78L127 79V82L129 83V82H134V84H132V83H130V84H128V83H126V80L125 81H123V79L124 78ZM6 78V77H5ZM17 78H18V81H17ZM19 78H20V81H19ZM23 78H26V79H23ZM57 78H59V80L57 79ZM108 80H107V79ZM122 78V79H121ZM11 79H12V82H10L11 81ZM21 79H23L22 81H21ZM48 79H52L51 81L53 82V86L55 87L54 89H52L53 88V86H51V83L52 82H50V80H48ZM62 79H63V81H62ZM75 79V80H74ZM112 79H113V81H115V83L112 81ZM118 79H121V80H119L120 82H121V85H120V89H119V85H117V83L118 84H120L119 82H117L118 81ZM55 80V81H54ZM66 80V81H65ZM72 81V83H69V82H71ZM105 80H107V81H105ZM111 80V81H110ZM131 80V81H130ZM26 81H28V83H26ZM31 81V82H30ZM32 81H34V84L32 83ZM44 81V82H43ZM57 81H59V83L60 84H62V86H63V88L65 89V87L67 88V90H65L64 91V89L62 88V86L60 85V84H56V83H54V82H57ZM62 81V82H61ZM91 81H93V82H91ZM154 83H153V82ZM13 82H16V84H13ZM30 82V83H29ZM110 82H112V83H110ZM117 82V83H116ZM123 82H125V83H123ZM152 82V83H151ZM9 83H12V84H9ZM21 83V84H20ZM22 83H25L24 84V89H23V84ZM40 83V84H39ZM63 83H65L66 85H69V84H71V86H70V88L69 87H67L65 84H63ZM69 83V84H68ZM93 83H98L97 85L95 84V86H94V84ZM106 83V84H105ZM140 83V84H139ZM8 85L9 84V91H8V93L6 94V87L7 86H5V85ZM17 84L19 85V88L17 87ZM28 84H30L29 86H30V88L28 89ZM33 84V85H32ZM36 84H38V85H36ZM42 84H44V85H42ZM93 84V85H92ZM117 85V87L115 86V85ZM128 84V85H127ZM139 84V85H138ZM153 84H154V86H153ZM40 85H41V87H40ZM58 85H60V86H58ZM98 85H101V86H99V88H100V90H99V93L101 94L100 96H101V98H100V96H99V94L98 93H96V92H98V91H96L95 90V88L97 89L98 87ZM125 85H127V86H125ZM132 85V86H131ZM133 85H137V87H134ZM2 86H1V88H2ZM11 86H14V89L15 90H13V93H12V91H11V89H13V87H11ZM39 86V87H38ZM92 86H94V88L92 87ZM122 86V87H121ZM131 86V88H130V90H129V87ZM144 86V87H143ZM17 87V88H16ZM31 87H33L32 89H31ZM35 87H38V90L35 88ZM44 87V88H43ZM52 87V88H51ZM61 88V89H63V91L62 90H60V93H62L63 92V95H65V97L63 96V98L62 97H60V93L58 94V96H57V94H56V96H55V94H54V92H55V89H58V88ZM112 87V88H111ZM126 87H128V88H126ZM143 87V88H142ZM23 90H22V89ZM47 90H51V92H53L52 94L51 93H49L50 91H48V95H47V93H46V89ZM69 88V89H68ZM118 88V89H117ZM3 89V88H2ZM1 89V90H2ZM18 89V90H17ZM21 89V90H20ZM33 89H35L33 92L32 91H30V90H33ZM121 89H122V91H121ZM27 92H26V91ZM40 90V91H39ZM41 90H43L42 92H41ZM93 90H95L96 92H94ZM115 90H118L117 92H119L118 94L117 93H114V92H116ZM133 90V91H132ZM11 91V92H10ZM58 91V90H57ZM56 91V92H57ZM62 91V92H61ZM66 91H68L69 93H71V94H68V93H65ZM114 91V92H113ZM123 91H124V94H123ZM38 92V93H37ZM42 93V95H38V94H41ZM113 92V93H112ZM122 93V97H120L119 96V94H121ZM3 93V92H2ZM12 93V94H11ZM27 93V94H26ZM94 93H95V95H94ZM110 93H112L111 95H110ZM133 93V94H132ZM136 93H137V95H136ZM25 96H24V95ZM54 94V95H53ZM103 94H105L104 95V98H102L103 96ZM115 94H117V95H115ZM153 94V95H152ZM154 94H155V96H154ZM33 95H36V97L37 98H35V96H33ZM38 95V96H37ZM54 97H53V96ZM69 95L71 96V97H69ZM98 95V99H96L97 96ZM108 95L110 96V97H108ZM123 95H124V97H123ZM22 96H24V97H22ZM27 96H28V98H30L31 99V103L29 102V100L30 99H28L27 98ZM43 96V97H42ZM52 97V99H54V100H52L51 101V97ZM68 96V97H67ZM73 96V97H72ZM118 96V97H117ZM42 97V98H41ZM48 97V98H47ZM55 97H58L57 99H59L60 98V100H61V98L63 99L61 102H60V100H56L55 99ZM95 97V98H94ZM108 97V98H107ZM114 97V98H113ZM120 97V99H118ZM25 98V99H24ZM27 98V99H26ZM32 98H33V100H32ZM41 100H40V99ZM43 98H44V100H43ZM105 98H107V100H105ZM135 98V99H134ZM138 98H139V101H138ZM141 98V99H140ZM14 98H11V100H13ZM38 99V100H37ZM111 100L110 102H109V100ZM128 99H129V101H128ZM26 100H28V101H26ZM43 100V101H42ZM56 100V101H55ZM69 100V101H68ZM113 100V101H112ZM22 101H23V104H24V106H22L23 104H22ZM24 101H26V103L24 102ZM37 101H38V103H40L39 105L37 104ZM41 101V102H40ZM48 101H51V102H48ZM54 101V102H53ZM63 101H65V105H64V102ZM115 101V102H114ZM122 101V102H121ZM12 102V103H11ZM27 102H29L30 103V105H29V103H28V105L29 106H26L27 105ZM45 103V105L47 104V103H49L51 106L50 107H52V108H54L53 110H55V112H56V114L54 113V111L52 110V108H51V111H53L52 112V114L53 115H50L51 113H49L47 110L48 109H50V107L47 109V110H45V111H47V113L45 114H43V112H45L43 109H39V108H45L46 106H44L43 104ZM55 102H58V103H56L55 104ZM155 102V103H154ZM14 103V104H13ZM51 103H53V104H51ZM60 103H62V104H60ZM16 104H18L17 106H16ZM26 104V105H25ZM61 105V106H64L63 107V110H62V107H60L59 105ZM114 104V105H113ZM10 105L12 106V107H10ZM14 105V106H13ZM33 105H35V106H33ZM69 105V106H68ZM21 106H22V108H21ZM31 106V107H30ZM42 106H44V107H42ZM67 106V107H66ZM116 108H115V107ZM8 107H9V109H8ZM14 107V108H13ZM17 109H16V108ZM27 107V108H26ZM33 107H35V109H33ZM68 107L69 108H72L71 110H69L68 109ZM24 108V109H23ZM26 108V109H25ZM47 108V107H46ZM64 108H66V109H64ZM123 109V111L121 110V109ZM16 111H14V110ZM22 109V110H21ZM30 109V110H29ZM37 109V110H36ZM119 109V111H117ZM144 109H145V112H143L144 111ZM147 109H150V111L149 110H147ZM19 110V111H18ZM40 110H41V114L42 115H45V118L44 119H42V116L40 115V114H38V113H40ZM121 110V111H120ZM12 111H14L13 113H11ZM50 111V110H49ZM61 111L62 112H64L65 114H67V116L66 115H64V113H61ZM6 112L8 113V114H6ZM19 112V113H18ZM21 112V113H20ZM23 112V113H22ZM29 112V113H28ZM38 112V113H37ZM117 112V113H116ZM119 112V113H118ZM122 113V115H121V113ZM14 113H16V114H14ZM34 114V116H29L30 114ZM136 113H137V115H136ZM142 115H140V114ZM13 114V115H12ZM28 114V115H27ZM55 114V115H54ZM61 114V115H60ZM64 116H63V115ZM70 114V115H69ZM12 115V116H11ZM35 115H37V116H35ZM59 115H60V118H59ZM77 115V116H76ZM119 115H121V116H119ZM125 115V116H124ZM127 115H129V116H127ZM24 116V117H23ZM41 116V117H40ZM51 116H54L53 118L51 117ZM66 116V117H65ZM120 118H119V117ZM33 117H34V119H33ZM62 117H64V118H62ZM128 117H129V119H128ZM134 117H135V119H134ZM142 117V118H141ZM18 118H19V120H18ZM23 120H22V119ZM31 118V121L29 120ZM38 118H41V119H38ZM55 118V119H54ZM57 118H58V120H57ZM33 119V120H32ZM51 119V120H50ZM74 119V120H73ZM85 119V120H84ZM120 119H122V120H120ZM131 119V120H130ZM140 119V120H139ZM2 120V119H1ZM21 120V121H20ZM39 120H43V124L41 123V124H39ZM78 120H80V122L78 121ZM83 121V124L81 123L82 121ZM122 122V128H124V129H121V127L120 126H118V125H116V124H119V125H121V123L119 122ZM123 120H124V122H125V124L123 125ZM133 120V121H132ZM137 120V121H136ZM10 121H12V122H10ZM18 121H19V123H18ZM26 121H28L29 123H27ZM70 121H71V123H70ZM84 121H85V123H84ZM118 121V122H117ZM135 123L134 125L136 126V127H138V128H136L135 126H133V123ZM10 122V123H9ZM35 122V123H34ZM73 122V123H72ZM78 122L80 123V124H78ZM33 123V124H32ZM68 123V124H67ZM86 123H88V124H86ZM129 123H130V125H129ZM10 124H13V126L12 125H10ZM14 124H19V126H22V127H19L18 125L16 126V125H14ZM25 124V125H24ZM29 124V125H28ZM34 124H35V126H34ZM84 125V128L82 127V125ZM132 124V125H131ZM140 124V125H139ZM149 124V125H148ZM11 127H9V126ZM28 125V127L29 128H32V129H30L29 130V128H27V127H25V126H27ZM33 125V126H32ZM42 125V126H41ZM44 125V126H43ZM78 125V126H77ZM79 125H81V127L79 126ZM94 125V126H93ZM16 126V127H15ZM31 126V127H30ZM43 127V128H41V127ZM56 127V129H54L55 127ZM86 126V127H85ZM118 126V127H117ZM125 126V127H124ZM131 126H133V127H131ZM148 126V127H147ZM35 127V128H34ZM77 127H78V129H79V131H77L78 129H77ZM96 129H95V128ZM136 129H135V128ZM15 128V129H14ZM16 128H17V130H16ZM19 128V129H18ZM37 128V129H36ZM40 128V130H38ZM88 128H90V131L92 132V134L90 133V131H89V129ZM125 128H126V130H125ZM129 130H128V129ZM132 128H134L135 129V132H133L134 131V129H132ZM148 128V129H147ZM10 129V130H9ZM12 129V130H11ZM22 129V130H21ZM26 129V130H25ZM35 129V130H34ZM42 129H43V131H42ZM66 129V130H65ZM68 129V130H67ZM98 129V130H97ZM119 129V130H118ZM132 129V130H131ZM138 129V130H137ZM27 130L28 131H30L29 133L27 132ZM38 130V131H37ZM53 130V131H52ZM55 130H57V131H55ZM75 130V131H74ZM86 131V132H83V131ZM95 130V131H94ZM114 130H116V131H114ZM121 130H122V132H121ZM149 131L148 132V134H144V133H147L146 131ZM7 131L9 132V133H7ZM13 131V132H12ZM36 133H34V132ZM97 131V132H96ZM16 132H17V134H16ZM22 132L23 133H25V136H24V134H22ZM42 132V133H41ZM53 132H55V135H54V133ZM81 132H82V136H81ZM88 132V133H87ZM116 132L118 133V132H121L120 134H122V135H117L116 134ZM11 133V134H10ZM19 133V134H18ZM34 133V134H33ZM48 133V134H47ZM51 133H53V134H51ZM73 133V134H72ZM75 133H78V135L77 134H75ZM84 133V134H83ZM115 133V134H114ZM132 135L131 137H130V134ZM139 133H142V135L141 134H139ZM9 134V135H8ZM14 134V135H13ZM27 134V135H26ZM43 134V135H42ZM44 134H45V136H44ZM50 134V135H49ZM57 134V135H56ZM60 134H63L62 136L60 135ZM66 134V135H65ZM69 134H71V135H69ZM112 134H114V136L115 135H117L116 137H114L113 139L116 141V144L115 145H113V144H110L111 142H114V140L112 139V141H111V139H109V138H111V137H113V135ZM140 135V136H138V135ZM143 134H144V136H143ZM2 135V134H1ZM8 135V138H4L5 136H7ZM17 135H19V137L17 136ZM36 135H38V137H36ZM53 135V136H52ZM65 135V136H64ZM84 135V136H83ZM88 135V136H87ZM105 135V136H104ZM125 135H127V138H126V136ZM27 136V137H26ZM29 136V137H28ZM32 136V137H31ZM54 136H56V137H54ZM67 136H68V138H67ZM78 136V137H77ZM86 136L88 137V138H86ZM120 136V137H119ZM136 136H137V139L138 140H136ZM146 136V138H143V137H145ZM9 137H10V139H9ZM14 137H16V138H14ZM24 137H25V139H24ZM58 137V138H57ZM60 137H65V139H67L66 141L63 139V138H61L62 139V141H61V139H60ZM69 137H71V138H69ZM93 137V138H92ZM132 137H134V138H132ZM138 137H140L141 139H139ZM148 137V138H147ZM20 138V139H19ZM24 140H23V139ZM43 138H44V140H43ZM55 139V142H54V140H52V139ZM106 139V140H103V139ZM124 138V139H123ZM129 138V139H128ZM130 138H132L131 140L134 142V141H137L135 144H137V146L139 145V147H140V142L142 141V143H141V147L139 148H137V149H139L138 151H137V149L136 150H134L135 148V144L133 145L132 144V141L131 142H129V140H130ZM152 138V139H151ZM6 139V141H4ZM15 139H18V140H15ZM51 140V141H53L54 143L53 144H58V145H56V146H59V148L58 149H61V150H59L60 152L61 151H63L64 149V151H66V152H62L61 154H60V152L59 151H57V149L56 148H54L55 147V145H53V144H51L52 142H50V141H48V140ZM70 139V140H69ZM88 139V140H87ZM100 139V140H99ZM108 139H109V144H110V146L112 147V148H108V147H110L109 146V144H108ZM119 141H121V143L119 144V142H117L118 140ZM128 139V140H127ZM8 140V141H7ZM31 140H32V142H31ZM40 140H42V144H41V141ZM59 141V142H57V141ZM127 140V141H126ZM4 141V142H3ZM17 141V142H16ZM45 141H48L47 143L45 142ZM60 141H61V143H60ZM64 141V142H63ZM68 141H70V142H68ZM122 141H123V143H122ZM139 141V142H138ZM6 142H7V144H6ZM15 143L16 142V144L14 145V144H10V143ZM35 142H36V144H35ZM50 142V143H49ZM63 142V143H62ZM94 144H93V143ZM97 142V143H96ZM129 142V143H128ZM18 143H19V145H18ZM29 143V145H27ZM60 143V144H59ZM66 144L65 146H64V148H63V144ZM100 143V144H99ZM102 143H104V144H102ZM5 144V145H4ZM11 146H10V145ZM25 144V145H24ZM34 144V145H33ZM41 144V147L40 148H42V150L40 149V148H38L39 147V145ZM50 144V145H49ZM106 144V146H104ZM31 145V146H30ZM46 145H49V147L48 146H46ZM52 145V146H51ZM93 145H96V146H94V148L95 147H97V149L95 148V150H94V148H93ZM100 145H102V146H100ZM113 145V146H112ZM124 145V146H123ZM126 145V146H125ZM133 146V148H132V146ZM7 146V147H6ZM37 147V148H35V147ZM43 146V147H42ZM60 146H61V148H60ZM99 146V147H98ZM130 146H131V149H130ZM136 146V147H137ZM34 147V148H33ZM44 147H46V148H44ZM48 147V148H47ZM103 147H106L107 149L105 150V148H103ZM114 147H115V149H114ZM125 147V148H124ZM9 148H10V150H9ZM49 148H50V150H49ZM54 148V149H53ZM122 148V149H121ZM128 148L130 149V150H128ZM22 151H21V150ZM33 149V150H32ZM112 149V150H111ZM114 149V150H113ZM48 150V151H51L52 152V154L50 155V153L48 152V153H46V151ZM57 151L56 153H59L58 155L56 154V153H53V152H55V151ZM109 150H111V151H109ZM10 153H9V152ZM28 151V152H27ZM31 151V152H30ZM33 151H35V152H33ZM41 151V152H40ZM133 151V152H132ZM134 151H136L137 152V154H135V152ZM18 152V153H17ZM37 152H40V153H37ZM45 152V153H44ZM101 152V153H100ZM109 152V153H108ZM114 152H116V153H114ZM122 152H124V153H122ZM126 152V153H125ZM132 152V154L130 155V153ZM34 153H36L35 155H34ZM105 153V154H104ZM106 153H108V154H106ZM114 153V154H113ZM10 154V155H9ZM21 154V155H20ZM25 154H26V156H27V158H24V160L22 159L23 157H26L25 156ZM39 154H41V155H39ZM45 154V155H44ZM46 154H48L49 156H47ZM70 154V155H69ZM112 156H111V155ZM118 154H119V152H118ZM127 154H129L128 156H127ZM140 154V155H139ZM28 155H31V156H29L28 157ZM62 155V157H60ZM67 155V156H66ZM99 155V156H98ZM104 155H106V158H105V156ZM108 155V156H107ZM138 155V156H137ZM22 156V157H21ZM34 156H37V157H34ZM54 156V157H53ZM56 156V157H55ZM124 156V157H123ZM137 156V157H136ZM31 157V158H30ZM34 157V162L36 161V163L34 164V162H33V160H31L32 158ZM38 157H40V158H38ZM64 157V158H63ZM67 157V158H66ZM97 157V158H96ZM108 157L110 158V159H108ZM128 157H130V159L128 158ZM134 157H136V158H134ZM30 158V160H28ZM54 158V160H56V158H57V161H55L54 162V160H52V159ZM103 158H105V159H103ZM125 158V159H124ZM20 159V160H19ZM26 159L28 160V161H26ZM43 159V160H42ZM46 159V160H45ZM98 159V160H97ZM114 159V160H115ZM134 159H135V161H134ZM49 160V161H48ZM58 161H60V163H58ZM68 161H70V163L68 162ZM102 161L103 162H105V164H103L102 163ZM28 162V164L26 165V163ZM30 162V163H29ZM43 162V163H42ZM48 162V164H50V163H52L53 165H55L54 167H53V165L51 164V166H49L48 164H46ZM93 162V163H92ZM25 163V164H24ZM57 163V164H56ZM66 163V164H65ZM34 164V165H33ZM91 164H96L97 166H93L92 165V167H91ZM107 164V165H106ZM36 165V166H35ZM45 165H47V166H49V167H44ZM57 165V166H56ZM59 165H60V167H59ZM68 165H69V167L70 168H68ZM90 167H89V166ZM106 165V167H104V166ZM109 165H112L111 163H109ZM127 165V164H126ZM28 166H30V167H28ZM34 166V167H33ZM62 166V167H61ZM77 166H78V168H77ZM33 167V168H32ZM55 167H56V169H55ZM67 167V168H66ZM73 167H75V168H73ZM29 168H32V169H30L29 170ZM38 168H39V170H38ZM61 168V169H60ZM65 168V169H64ZM131 168V169H130ZM50 169V170H49ZM53 169V170H52ZM62 169L63 170H65V171H62ZM67 169V170H66ZM83 171H82V170ZM9 170V171H8ZM43 170H46L45 172L43 171ZM52 170V171H51ZM74 171V172H72L71 173V171ZM137 170H138V167H137ZM32 171V172H31ZM50 171H51V173H50ZM57 171H59L60 173H58ZM76 171H77V173H76ZM29 172H31L32 174H30ZM54 172V173H53ZM56 172V173H55ZM21 173V174H20ZM65 173V174H64ZM69 173H71V174H69ZM25 174V175H24ZM41 174H42V176H41ZM60 174V175H59ZM74 174H75V176H77V177H75L74 176ZM91 175V176H89V175ZM96 174V175H95ZM8 175H11V176H9L8 177ZM27 175V176H26ZM37 175H39V176H37ZM59 175V176H58ZM19 176H20V181H18V179H19ZM28 176H29V178H28ZM70 176V177H69ZM91 177V178H93V180L92 179H90L89 177ZM99 178H98V177ZM105 176V175H104ZM136 175H134V177H135ZM68 178L69 177V181H65V180H63V179H65V178ZM74 177H75V180H74ZM100 177H101V179L103 180H101L100 179ZM40 178V179H39ZM42 178V179H41ZM59 178H61V179H59ZM66 178V179H67ZM77 178H78V180H77ZM88 178V179H87ZM131 178H133V175H131ZM28 179V180H27ZM58 179L60 180V182H58V184H57V181H58ZM56 181V185L54 184L55 183V181ZM80 180H83V181H80ZM87 180V181H86ZM99 180H101L100 182H98ZM105 180V181H104ZM133 179H131V181H132ZM26 183H24V182ZM62 181H64L65 182V184H66V182L68 183V184H66L68 187H70V189H68V187L67 186H65V184H63L64 182H62ZM85 181V182H84ZM89 181H92V184H91V182H89ZM36 182V183H35ZM48 182H50V184H48ZM54 182V183H53ZM84 182V183H83ZM95 182V183H94ZM98 182V183H97ZM104 182V183H103ZM107 183V185H106V183ZM28 183V184H27ZM78 183H80V184H78ZM94 183V184H93ZM102 183H103V185L104 186H100V185H102ZM25 184V185H24ZM34 184H36L35 186H34ZM46 184V185H45ZM50 185V187H48V185ZM61 184H63V185H61ZM69 184H71V185H69ZM96 184V186H92V185H95ZM2 185H4V186H2ZM46 186V188L48 189V191H46V193H47V195L45 194L44 195V193L43 192H45V186ZM61 185V186H60ZM73 185H78V187L77 188H74V186ZM91 185V186H90ZM222 185V186H221ZM221 185H218L217 186V193H219V191H220V196H219V194H218V196H214L213 198H211L210 200H207V202L208 203H204L205 204V206L207 207V205H210V206H214L213 204H215L216 206L215 207H217L218 209H222L224 212H229V211H231L232 209H234L236 212H239V214H238V218H237V220L238 221H236V222H238V227L240 228L239 229V231H244L245 229H250L251 227H252V225H253V223L252 222H250V223H248V221H247V219L251 216V211L252 210H254V206L252 205V202H253V196H247V194L245 193V191H244V193H243V189H244V185H242V184H240V185H232V184H227V185H225V184H221ZM242 185V186H241ZM6 186H8V187H6ZM29 186H30V189H29ZM33 186V187H32ZM52 186V187H51ZM88 186V187H87ZM92 187V188H90V187ZM25 187H27V188H25ZM32 187V188H31ZM35 187L36 188H41L39 191H37V189H35ZM58 189H57V188ZM82 189H84V190H81V188ZM111 187V188H110ZM124 188H125V186H123ZM240 187V188H239ZM25 188V189H24ZM45 188V189H44ZM49 188H50V190H49ZM51 188H53V190L51 189ZM60 188V189H59ZM89 188V189H88ZM118 191L120 190L121 191V188L120 187H115ZM113 189V190H115L116 191V189ZM3 189H6V193L3 191ZM30 191H29V190ZM57 189V190H56ZM89 191H88V190ZM109 189V190H108ZM111 189V190H110ZM123 189V188H122ZM21 190V191H20ZM27 192H26V191ZM36 190V191H35ZM55 190V191H54ZM59 190V191H58ZM62 190V191H61ZM124 190V189H123ZM122 190V191H123ZM17 191V192H16ZM73 192L72 193V195H71V193L70 192ZM87 191V192H86ZM224 191V192H223ZM238 191V192H237ZM7 192H11L10 194L8 193L7 194ZM16 193V195H18L19 197L17 198V196L14 194V196L13 197H11L13 194L12 193ZM20 192V193H19ZM30 192H38L37 194H38V197L36 196V195H34V199H32L33 198V193L32 194H29ZM42 192V193H41ZM48 192H51L50 194H48ZM237 192V193H236ZM4 193V194H3ZM17 193H19V194H17ZM26 193H28V194H26ZM57 194V196L55 195V194ZM67 193L69 194V195H67ZM139 193V192H138ZM216 193V194H217ZM24 194V195H23ZM51 194H53V195H55L54 197H53V195L51 196ZM86 194H87V196H86ZM123 194H125V195H127V192L125 193V192H123L121 195L118 193V194H116L115 195V199H116V197L118 196V195H120V197L118 196L117 197V199L115 200V202L118 200V202H121V203H118V202H116V203H118L119 205L120 204H122V206H123V201H126L125 199H124V196L125 195H123ZM40 195V196H39ZM61 195V196H60ZM65 195V196H64ZM71 195V197H69ZM6 196V197H5ZM8 196V197H7ZM31 196H32V198H31ZM49 196H51V200H50V203H53V204H49L48 203V201H49V198H47V197H49ZM60 196V197H59ZM68 196V197H67ZM76 197V199L74 198H72V197ZM21 197V198H20ZM45 198V202H44V199L43 198ZM57 197H59V198H57ZM111 197V196H110ZM109 197V198H110ZM218 197H219V199H218ZM11 198V199H10ZM15 198V199H14ZM20 198V199H19ZM29 198V199H28ZM63 198V199H62ZM70 200H69V199ZM72 198V199H71ZM119 198V199H118ZM121 198H123V199H121ZM14 199V200H13ZM22 199H24L22 202H21V200ZM40 199L44 202H41L40 201ZM112 199V198H111ZM7 200V201H6ZM20 200V201H19ZM33 202H32V201ZM53 200H55V202L53 201ZM67 200H69V201H67ZM225 200V201H224ZM13 201V202H12ZM17 202V203H14V202ZM30 201V202H29ZM38 201H40V202H38ZM66 201V202H65ZM218 201V202H217ZM19 202V203H18ZM25 204H24V203ZM48 204H47V203ZM58 204H57V203ZM69 202H70V205H68L69 204ZM73 202H75V203H73ZM7 203V204H6ZM12 203V204H11ZM23 205H22V204ZM109 203H112V206H109V210H111V211H109L108 210V207L106 208V216H105V214H103V217L101 218V219H103L104 217H107L108 215V213H109V216L110 215H114L115 216V219H113V221H111L110 219H108V218H110V217H108V218H104L103 220H105L106 221V223H108V228H107V226L105 225V228H103V230H105V229H108L107 231H104V232H102V241H103V243H104V246L108 249V251H109V249L111 250V252H112V250H114V247H112V248H110L109 247V242L108 241H110L111 239H112V237H113V232H115V231H117V230H119V228H124L125 226L124 225H126V221H127V223H128V219H129V217L128 216H130V215H128V212L126 213L125 211H124V209H123V207L121 206V208L119 207H117V205L118 204H116V206L114 207V201H109ZM15 204V205H14ZM17 204V205H16ZM56 205V207H58V208H56L55 207V205ZM62 204H64V206L62 205ZM8 205H10V206H8ZM21 205V206H20ZM27 205L29 206V207H27ZM31 205H32V207H31ZM48 205H49V207H50V209L49 208H47L48 207ZM62 205V206H61ZM68 205V206H67ZM84 208V211H83V213H85L86 214V212H87V214L86 215H83V213H82V210H83V208L81 207V206ZM18 206V209L17 208H13V207H17ZM44 206V208H45V210H44V208H42ZM45 206H47V207H45ZM51 206H52V208H53V206L55 207V208H51ZM60 206V207H59ZM12 207V208H11ZM24 207H25V209L26 208H30L31 207V209H26L27 211H25L24 212ZM37 207V208H36ZM40 209H39V208ZM69 207V208H68ZM75 209H74V208ZM111 207H112V209L114 208H116L117 207V209H113V211H112V209H111ZM20 208H22L23 209V211H22V209H20ZM76 208H78L77 210H76ZM82 208V209H81ZM2 209V210H1ZM16 209V210H15ZM38 209V210H37ZM49 209V210H48ZM67 209H69V211H67ZM12 211L11 213H12V215L10 214V212H9V215L7 214L8 213V211ZM48 210V211H47ZM57 210H58V212L59 213H57ZM64 210V211H63ZM75 210V211H74ZM108 210V211H107ZM117 210V211H116ZM20 211V212H19ZM30 211H31V213H30ZM33 211V212H32ZM40 211V212H39ZM74 211V212H73ZM78 211H80V212H78ZM86 211V212H85ZM14 212V213H13ZM44 212V213H43ZM67 212H69V214H71V217H74L73 215H75V217H79V218H76V219H78L77 220V222H79V223H77V222H75L76 221V219L75 218H71V220H69V218H70V216H69V214L67 213ZM73 212V213H72ZM75 212H77L78 214H80V213H82V215L80 214V216L79 215H76V213ZM32 213H34V214H32ZM54 213V214H53ZM60 213H62V215H60ZM66 213V214H65ZM31 214V215H30ZM38 214H40V216L39 217H37V215ZM42 214V215H41ZM52 214V215H51ZM58 214H59V216H58ZM64 214V215H63ZM117 214V215H116ZM127 215V217H125L126 215ZM11 215V216H10ZM28 215H30L31 217H29ZM34 215H36V217H33ZM47 215V218L46 219H44V217ZM65 215H66V217H67V219L65 220ZM122 215V216H121ZM41 216H43V217H41ZM52 216H53V218H54V221H52L53 220V218H52ZM58 216V217H57ZM61 216V217H60ZM85 216V217H84ZM89 216V217H88ZM113 216V217H114ZM119 216H121V218L124 220H122ZM60 217V218H59ZM84 217V218H83ZM26 218H27V220H26ZM30 219V221H29V219ZM39 218V219H38ZM51 218V219H50ZM57 218V219H56ZM89 218H92L91 220L89 219ZM112 218V217H111ZM118 218V219H117ZM119 218H120V221H119ZM40 219H42V220H44V223L42 222V220H40ZM56 219V220H55ZM75 219V220H74ZM89 221H91V222H89ZM108 219V220H107ZM21 220V221H20ZM29 221V222H26V221ZM33 220V221H32ZM38 220H40V222L37 221ZM48 220V221H47ZM60 220V221H59ZM67 220H68V225H66L67 224ZM126 220V221H125ZM47 221V222H46ZM51 221L52 222H54L55 223V221H56V223H55V225H52V226H50L52 223H51ZM58 221L59 222H62V224L64 225H62V227L60 226L61 224H57L58 223ZM72 221V222H71ZM34 222V223H33ZM216 223L218 222V220L216 219V221H215ZM47 227L48 226V229L47 230H49V232L51 233L52 232V234H50V233H44V231H46L45 229H46V227L43 225V224ZM47 223V224H46ZM51 223V224H50ZM53 223V224H54ZM66 223V224H65ZM87 223V224H86ZM0 224L3 226L4 224L2 223V222H0ZM43 226H42V225ZM124 224V225H123ZM6 225V224H5ZM30 225V226H29ZM42 227H41V226ZM121 225V226H120ZM6 226H8V225H6ZM29 226V227H28ZM55 226V227H54ZM59 228H57V227ZM65 226L67 227V229L65 228ZM85 226H86V228H87V231L85 230V232H84V229H85ZM51 227H54L56 230H57V232H59V235H58V233L57 232H54V231H56V230H53V228H51ZM111 227V228H110ZM45 228V229H44ZM74 228V229H73ZM80 228V229H79ZM79 229V230H78ZM110 229V230H109ZM59 230H61V232H63V234H61V232L59 231ZM67 230V231H66ZM76 230V231H75ZM81 230V231H80ZM102 230V231H103ZM71 231V232H70ZM73 231V232H72ZM68 232V233H67ZM79 232V233H78ZM32 233V234H31ZM57 234V235H55V234ZM65 233V234H64ZM80 233H82V234H80ZM91 233V234H90ZM105 233V234H104ZM34 234V235H33ZM67 234H70V235H67ZM79 234V235H78ZM85 234V235H86ZM31 235V236H30ZM37 235H35V236H37ZM47 235H48V237L51 239V240H53V237L55 238L54 240H53V242L52 243H50L51 242V240L49 241L48 240V238H47ZM61 235L63 236V238L61 239ZM65 235H67V236H65ZM111 235H112V237H111ZM33 236V237H32ZM53 236V237H52ZM76 236V237H75ZM90 236V237H91ZM109 236V237H108ZM20 237V238H19ZM58 237V238H57ZM60 237V238H59ZM81 238V239H79V238ZM93 237V236H92ZM33 238V239H34ZM84 238H86V237H84ZM111 238V239H110ZM45 239V240H46ZM69 239V240H68ZM87 239V238H86ZM107 239H108V241H107ZM41 240V241H40ZM79 240V241H78ZM244 240H246V242H241V243H239L238 244V246H236V248L234 249V251L233 252H231V250L228 248V247H223V248H220V247H214V248H211V249H209V250H207L208 252L209 251H211V253H213L214 254V258H215V260H216V262L218 263V264H264V241H261V242H259V243H257V242H254L253 241V239L251 238V236L250 237H248V238H246V239H244ZM39 241L41 242V243H39ZM68 241V242H67ZM82 241V242H81ZM59 242V243H58ZM63 242V243H62ZM86 242V241H85ZM47 243V244H46ZM68 243H69V245H68ZM70 244L72 245L71 247H70ZM108 245V247H107V245ZM188 244V243H187ZM187 244L185 245L184 243H183V246H182V244L180 245V246H178V247H167V248H165V249H162V253H158L157 255H156V257H154V259H152L153 260V264H154V262H155V264H200V263H198L197 262V260H198V257H200L202 254H200V250H201V248H198V246L195 244V243H189L188 244V246H187ZM59 245H60V247H59ZM79 245V246H78ZM81 245H83V246H81ZM186 247H185V246ZM192 245V246H191ZM194 245V246H193ZM67 246V247H66ZM75 246H76V248H75ZM191 246V247H190ZM203 246V245H202ZM227 246V245H226ZM253 246V247H252ZM61 247H63V248H61ZM78 247V248H77ZM183 247V248H182ZM190 247V248H189ZM75 248V249H74ZM81 248V249H80ZM185 248H187L188 249V251L190 252V253H187V249H185ZM240 248V249H239ZM77 249H79V250H77ZM178 249V250H177ZM225 249V250H224ZM63 250H65V251H63ZM68 252H67V251ZM185 250H186V253H184L185 252ZM195 250H197V251H195ZM62 251V252H61ZM77 251V252H76ZM184 251V252H183ZM204 252L206 251V250H203ZM251 251V252H250ZM44 252H46V253H44ZM83 252H84V254H83ZM85 252H87V253H85ZM203 252V253H204ZM225 252V253H224ZM62 253V254H61ZM239 253V254H238ZM241 253V254H240ZM59 254V255H58ZM61 254V255H60ZM69 254V255H68ZM72 254V255H71ZM226 254V256H224ZM34 255V256H33ZM50 255V256H49ZM52 255H53V257H52ZM67 256L66 258L64 257V256ZM78 257L77 259L74 257ZM84 255V256H83ZM93 255V256H92ZM230 255H233V256H230ZM32 256V257H31ZM45 256L47 257V260H46V258H45ZM71 256H73L75 259H76V261L77 262H75V260L73 261V260H71ZM91 256H92V258H91ZM169 256V257H168ZM221 256V257H220ZM224 256V257H223ZM24 257V258H23ZM25 257H27V258H25ZM44 257V258H43ZM49 257V258H48ZM62 257H64L63 259H62ZM191 257V258H190ZM33 259L34 258V261L33 260H31V259ZM91 258V259H90ZM195 258H197V259H195ZM36 259H38V260H36ZM42 259H44V260H42ZM49 259V260H48ZM230 259V260H229ZM29 260H31V261H29ZM55 260V261H54ZM91 260H92V262H91ZM17 261V262H16ZM20 261V262H19ZM36 261H38V263L36 262ZM58 263H57V262ZM27 262V263H26ZM29 262V263H28ZM48 262V263H47ZM91 262V263H90ZM230 262V263H229ZM31 263V264H32ZM34 263V264H35ZM138 262H136V263H134V264H137Z\"/></svg>",
    "mask_w": 264,
    "mask_h": 264
}]
</instances>
